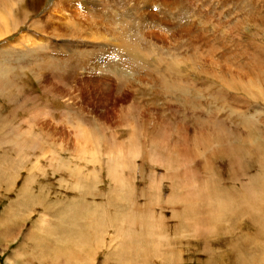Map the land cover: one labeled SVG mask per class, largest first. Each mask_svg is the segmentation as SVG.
Here are the masks:
<instances>
[{
  "label": "rangeland",
  "instance_id": "374dc122",
  "mask_svg": "<svg viewBox=\"0 0 264 264\" xmlns=\"http://www.w3.org/2000/svg\"><path fill=\"white\" fill-rule=\"evenodd\" d=\"M0 7V264H264V0Z\"/></svg>",
  "mask_w": 264,
  "mask_h": 264
},
{
  "label": "bare ground",
  "instance_id": "6f19581e",
  "mask_svg": "<svg viewBox=\"0 0 264 264\" xmlns=\"http://www.w3.org/2000/svg\"><path fill=\"white\" fill-rule=\"evenodd\" d=\"M79 1V0H78ZM7 18H9V13L7 11H5V9L3 7H0V34L4 31H6L8 28L6 27V21H7ZM7 32V31H6ZM30 51V50H29ZM28 51V53H29ZM32 52V50H31ZM32 55V53L30 54ZM3 67V66H2ZM0 68L1 70V73H0V88L4 89V87H8V85L10 84V82H14L15 83V80L14 78H12L14 75L16 77V74L17 72H14L8 79H6L4 76L5 74L7 75V72H9L11 70V68L8 66V67H5L4 68ZM13 68L15 69V67L13 66ZM22 71H20L21 73ZM21 76V74H20ZM18 79V78H17ZM10 80V81H9ZM14 80V81H13ZM11 82V83H12ZM13 83V85H14ZM16 85V84H15ZM17 88V87H16ZM18 89V88H17ZM8 90V89H6ZM77 206V207H76ZM221 206V205H219ZM76 207V209H75ZM216 207V206H215ZM230 207V206H229ZM226 208V207H224ZM228 210V208H227ZM90 211V210H89ZM218 211V210H217ZM94 212V211H92ZM97 212V211H96ZM216 213V212H215ZM221 213V211H220ZM89 214V213H88ZM95 214V213H94ZM65 223H66V236H68V245H59V246H55L52 248V252L50 253L52 255L51 257V260L52 261H48L47 259V262L45 264H50L49 262L51 263H55L57 262L58 260H61L63 259V264H83L84 260H85V257L87 256L88 260L89 261H92V258L93 256H95V252L92 250H89V251H86L84 250V241L86 240L85 237L83 236V233H81L79 231V228L81 229L80 227V223H79V219L81 217H83V213L81 211V208H79L78 205H75L74 208L72 209H69L65 212ZM214 215V214H213ZM219 216V215H218ZM220 217V216H219ZM89 218V217H88ZM92 221V220H91ZM80 222L82 224V219H80ZM102 222V221H101ZM185 226V225H184ZM147 227V226H146ZM77 228L78 231H75ZM92 228V227H91ZM145 228V227H144ZM88 230V229H87ZM91 230V229H90ZM94 230V229H93ZM89 231V230H88ZM87 233V232H86ZM85 233V234H86ZM88 235V234H87ZM60 237V236H59ZM90 237V236H89ZM87 236V239L89 238ZM57 240V238H55ZM66 240V239H65ZM38 241H39V244L43 247H46L48 245V238L47 237H38ZM88 241H91L93 242V240H88ZM58 242V241H57ZM64 244V243H63ZM138 244V243H137ZM38 245V244H37ZM58 245V244H57ZM131 246V245H130ZM89 247V246H88ZM128 247V246H127ZM124 249V248H123ZM136 249V248H135ZM134 249V250H135ZM138 250V249H137ZM122 252V250H121ZM126 252V250H125ZM139 252V251H138ZM128 255L131 254V251L128 250L127 251ZM121 254V253H120ZM119 254V255H120ZM84 256V259L83 260H80L79 259V256ZM122 255V254H121ZM135 255V254H134ZM242 255V254H241ZM240 255V259L242 260V262L244 264H248L247 262V257L245 256H241ZM125 257V256H124ZM129 257V256H128ZM127 257V258H128ZM132 257V256H131ZM252 262V261H251ZM41 263V262H40ZM43 263V262H42ZM92 264H94L93 262H91ZM98 263V262H97ZM59 264V263H57Z\"/></svg>",
  "mask_w": 264,
  "mask_h": 264
}]
</instances>
